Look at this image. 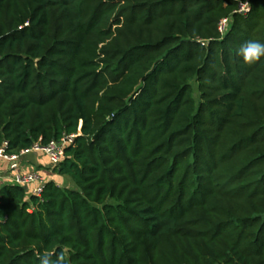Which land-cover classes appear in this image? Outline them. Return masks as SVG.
Listing matches in <instances>:
<instances>
[{"label":"trees","instance_id":"obj_1","mask_svg":"<svg viewBox=\"0 0 264 264\" xmlns=\"http://www.w3.org/2000/svg\"><path fill=\"white\" fill-rule=\"evenodd\" d=\"M252 40L264 0H0V148L76 136L62 182L0 188V264H264Z\"/></svg>","mask_w":264,"mask_h":264},{"label":"built area","instance_id":"obj_2","mask_svg":"<svg viewBox=\"0 0 264 264\" xmlns=\"http://www.w3.org/2000/svg\"><path fill=\"white\" fill-rule=\"evenodd\" d=\"M248 12L249 5L248 3H244L239 4L236 14L240 16H246ZM229 25V19H222L218 24V32L221 35H224L229 28ZM75 137V135H63L60 139L52 140L44 147L34 145L32 148L23 151L20 155H7V144L4 143L0 148V161L8 163V167L6 169L5 176L0 180L4 181L5 185L10 184L23 187L28 191L29 195L40 197L43 192L46 180L32 171L20 173L18 171L20 157L30 153H38L45 156L48 159L50 166L53 169H56L64 160L65 150L72 145Z\"/></svg>","mask_w":264,"mask_h":264},{"label":"crops","instance_id":"obj_3","mask_svg":"<svg viewBox=\"0 0 264 264\" xmlns=\"http://www.w3.org/2000/svg\"><path fill=\"white\" fill-rule=\"evenodd\" d=\"M8 163L0 161V179L5 176ZM18 171L20 173L34 172L43 177L46 181H53L59 183L62 178L54 172V169L50 166L48 159L38 153H30L23 157H20V163ZM5 185V182L0 180V187Z\"/></svg>","mask_w":264,"mask_h":264},{"label":"clouds","instance_id":"obj_4","mask_svg":"<svg viewBox=\"0 0 264 264\" xmlns=\"http://www.w3.org/2000/svg\"><path fill=\"white\" fill-rule=\"evenodd\" d=\"M239 54L248 64H253L264 57V43L259 41H248L239 50ZM41 264H50L48 258H44Z\"/></svg>","mask_w":264,"mask_h":264},{"label":"rangeland","instance_id":"obj_5","mask_svg":"<svg viewBox=\"0 0 264 264\" xmlns=\"http://www.w3.org/2000/svg\"><path fill=\"white\" fill-rule=\"evenodd\" d=\"M62 182V181H61Z\"/></svg>","mask_w":264,"mask_h":264},{"label":"water","instance_id":"obj_6","mask_svg":"<svg viewBox=\"0 0 264 264\" xmlns=\"http://www.w3.org/2000/svg\"><path fill=\"white\" fill-rule=\"evenodd\" d=\"M59 172V171H58Z\"/></svg>","mask_w":264,"mask_h":264}]
</instances>
